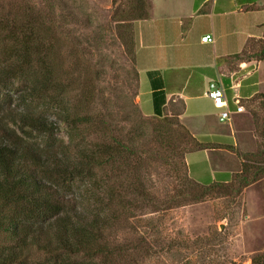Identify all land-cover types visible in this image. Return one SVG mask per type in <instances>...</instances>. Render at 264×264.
Segmentation results:
<instances>
[{
  "label": "rangeland",
  "instance_id": "1",
  "mask_svg": "<svg viewBox=\"0 0 264 264\" xmlns=\"http://www.w3.org/2000/svg\"><path fill=\"white\" fill-rule=\"evenodd\" d=\"M3 1L27 3L53 17L54 29L47 38L55 47L56 75L69 86L72 106L102 116L109 124L106 142L113 137L125 141L143 137L139 153L145 159L141 173L147 196L119 189L124 200L117 208L118 222L105 232L108 262L264 264V118L254 136L243 139L242 149L215 147L227 149L231 156L195 151L186 166L189 139L180 127L163 123L164 118H176L163 117V109L155 113L148 95H143L139 105L135 25L149 17L147 4L142 7L139 0ZM259 49L264 52V41ZM2 56L0 52V61ZM165 65L164 60H154L156 73L152 75L163 80L174 75L179 87L198 79L199 71H167ZM20 90L17 83L0 86L1 111L22 110ZM180 109L179 101L169 107L173 113ZM220 125L221 134L212 132L216 135L199 140L229 143L228 123ZM154 129L166 138L158 137ZM68 133V127L61 124L55 137L68 143ZM37 140L45 138L37 136ZM225 180L228 187L216 185L202 191V186ZM113 183L110 176L107 184ZM31 260L37 264L81 262L40 253H33Z\"/></svg>",
  "mask_w": 264,
  "mask_h": 264
},
{
  "label": "trees",
  "instance_id": "2",
  "mask_svg": "<svg viewBox=\"0 0 264 264\" xmlns=\"http://www.w3.org/2000/svg\"><path fill=\"white\" fill-rule=\"evenodd\" d=\"M139 3L150 11L149 0ZM53 23L27 3L0 1V86L19 84L23 102L22 110L4 112L0 101V264H37L33 253L81 259L73 264H112L105 232L118 222L120 190L147 196L143 137L106 142L105 129L111 128L104 118L71 105L47 38ZM179 102L181 109L169 115L176 120L163 123L183 130L189 139L185 153L218 147L199 142L180 124ZM61 124L69 129L68 143L55 137ZM154 133L166 138L158 129ZM110 176L114 186L107 184ZM216 185L228 187L197 183L205 192Z\"/></svg>",
  "mask_w": 264,
  "mask_h": 264
},
{
  "label": "crops",
  "instance_id": "3",
  "mask_svg": "<svg viewBox=\"0 0 264 264\" xmlns=\"http://www.w3.org/2000/svg\"><path fill=\"white\" fill-rule=\"evenodd\" d=\"M256 1L149 0V17L135 25L139 105L143 95H148L153 111L159 114L163 109L164 117L171 114L170 105L181 100L184 107L178 119L193 137L199 140L221 134L220 124L228 123L229 143L199 141L242 149L243 139L252 138L264 118V52L259 49L264 41V0ZM206 35L213 42H202ZM156 59L166 62L167 71H199L198 79L179 87L174 75L166 80L153 76ZM211 81L223 88L229 120H219L221 110L206 95ZM236 101L241 112L236 110ZM196 152L232 154L221 147ZM192 153L185 156L186 166Z\"/></svg>",
  "mask_w": 264,
  "mask_h": 264
},
{
  "label": "built area",
  "instance_id": "4",
  "mask_svg": "<svg viewBox=\"0 0 264 264\" xmlns=\"http://www.w3.org/2000/svg\"><path fill=\"white\" fill-rule=\"evenodd\" d=\"M201 41L205 42V43H211V42H213V39L211 38L210 35H206V36H203L201 38ZM206 95L209 99H211L214 107L221 110V112L219 114V120L220 121L229 120L230 113L226 109L227 104H226V101L224 99L223 88L217 82L211 81L208 84V89H207ZM236 104L238 105V107L236 109L237 112H241L243 109L242 106H240L237 101H236Z\"/></svg>",
  "mask_w": 264,
  "mask_h": 264
}]
</instances>
